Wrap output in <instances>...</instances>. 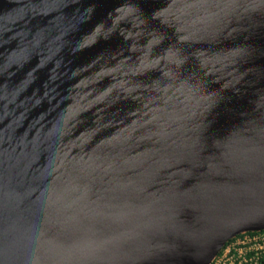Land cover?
Here are the masks:
<instances>
[{
  "label": "water",
  "instance_id": "water-1",
  "mask_svg": "<svg viewBox=\"0 0 264 264\" xmlns=\"http://www.w3.org/2000/svg\"><path fill=\"white\" fill-rule=\"evenodd\" d=\"M185 1L209 11L0 0V264H210L264 229V114L237 125L264 67L241 28L264 0ZM231 61L245 90L211 105L198 68ZM213 109L205 129L197 113Z\"/></svg>",
  "mask_w": 264,
  "mask_h": 264
},
{
  "label": "bare ground",
  "instance_id": "bare-ground-1",
  "mask_svg": "<svg viewBox=\"0 0 264 264\" xmlns=\"http://www.w3.org/2000/svg\"><path fill=\"white\" fill-rule=\"evenodd\" d=\"M85 1L88 2V0H85ZM132 1L140 2L142 8H146L148 6L155 7L156 5L153 2H155L157 4V1H160L163 4L162 8L166 9V10H164V13L166 15H161V12L158 10L156 11V15H157L158 19L161 18V19H166L169 21H173V19L177 18L178 16L183 18V16L186 14H193L194 15L197 12L200 14L199 18L201 19V17L206 15L205 13L209 11V9H207L205 6H203L200 10L197 11V10H195V5L192 2L189 3L185 0H132ZM220 2H222V0H215L216 5H218V3H220ZM192 9H194V10H192ZM219 10L220 11L215 10L217 12V14L215 15L216 19H219V20H222L225 22L229 21L231 15L221 12V9H219ZM171 12H173V14H171L169 16V13H171ZM141 13H142L141 10H138V12H135V16H138ZM232 14H233V12H232ZM159 16H161V17H159ZM173 16H175V17H173ZM244 16L246 17L247 15H244ZM189 18H191L193 20V22L196 21L195 18L188 17V18H183L184 22L187 21V19H189ZM247 18H248V20L244 23L243 27L241 28L242 31L244 30V33H248V35H249V39H250V41H249L250 46L249 47L250 48L247 50L252 49L255 51H258V50L260 51V49H261L260 42L261 41L264 42V31H263L264 30V13H261V14L257 13V17L255 18V20H252V18H254V17L251 15L248 16ZM57 22H58L56 24L57 27H59L60 25H63V24H67V22H65V21L59 22V20H58ZM217 38L219 40H224L225 42L230 43L232 45L235 44L234 37L231 38L230 34H228L227 37H225V36L218 37L217 36ZM66 42H67V40H66ZM207 52H208V50H207ZM222 59H224V58H222ZM191 67L187 68V69L192 70L193 68L191 69ZM200 69L201 68H198L197 73L199 75L197 76V80H196V78L194 80H196L197 83L202 82V85H203L202 87L206 88V92L212 94V96L215 100V103H212L211 105H214V104L216 105L221 100H223V102L225 103V101H224L225 96L231 90H233L234 93L245 90V88L239 87L237 84H235L237 78H236V80H234V77H236L238 75V73L235 72V70L237 69V63L236 62L231 61V62H228L227 64L225 62H219L218 67L216 69H221V70H220V73L216 72L217 74H215V75L212 74V72H214V71H212L210 69L209 64L206 66L205 72H201ZM221 74L223 76H221ZM256 74H257L256 78L258 80L260 79L261 83L253 84V86L251 85L250 87L243 85L244 87H247V91L242 92V93H245L248 95L245 97L246 99L255 98L250 103V106L255 108L254 114H252L251 116L244 117L240 121L242 124L237 122V125H239V126L255 127L259 122V118H260L261 114H264V67L262 70L258 71ZM138 75H141V74H138ZM217 77H220V82L217 79H215ZM245 83H247V81H245ZM250 89H253V91ZM117 90H118V87H117ZM240 94H238V97L236 99H239V100L241 99ZM256 99H258V100H256ZM160 100L163 103L164 102L167 103L169 101H174V94L173 93L169 94L168 97H166V98L161 97ZM240 101H242V100H240ZM259 108L261 110H259ZM204 109H206V111H208V108H204ZM218 112H219L218 109H213V110H210L209 112H207L206 114L203 112L197 113L199 122L208 121V122L202 124L203 127L205 129H208V127L210 126L211 129L213 130L212 123H215L213 120H217L215 117H217ZM136 115H139L143 119L148 118L147 116H145V115H147V113L146 112L143 113V111H139V113ZM216 123H220V122H216ZM259 126H261V123L257 127H259ZM215 127L217 128L216 125H215ZM157 129L160 130L161 132H163L162 138L166 139L168 137L170 130L166 125L157 124ZM157 136H160V135L157 134ZM157 139H160V137ZM130 152H132L133 154L138 153L136 151V149L130 150ZM133 160L135 162L139 161L138 159H133ZM146 161H148V160H146Z\"/></svg>",
  "mask_w": 264,
  "mask_h": 264
},
{
  "label": "built area",
  "instance_id": "built-area-1",
  "mask_svg": "<svg viewBox=\"0 0 264 264\" xmlns=\"http://www.w3.org/2000/svg\"><path fill=\"white\" fill-rule=\"evenodd\" d=\"M223 251L224 257L220 258L219 254ZM223 251L210 264H219L220 261V264H255L259 257H264V229L252 234L242 233L230 241Z\"/></svg>",
  "mask_w": 264,
  "mask_h": 264
},
{
  "label": "trees",
  "instance_id": "trees-1",
  "mask_svg": "<svg viewBox=\"0 0 264 264\" xmlns=\"http://www.w3.org/2000/svg\"><path fill=\"white\" fill-rule=\"evenodd\" d=\"M254 232H255V231H253V232H252V231H248V232H245V233L252 234V233H254ZM241 235H242V233H241V234H238V235H236L235 237H233V238H231L230 240H228V241L226 242V244L224 245V247H223L220 251H223L224 248L226 247V245H227L228 243H230V241L236 239L238 236H241ZM255 264H264V257H263V256L259 257V258L257 259V261H256Z\"/></svg>",
  "mask_w": 264,
  "mask_h": 264
},
{
  "label": "rangeland",
  "instance_id": "rangeland-1",
  "mask_svg": "<svg viewBox=\"0 0 264 264\" xmlns=\"http://www.w3.org/2000/svg\"><path fill=\"white\" fill-rule=\"evenodd\" d=\"M219 252H220V251H219ZM218 254H219V253H218ZM218 254H217V255H218ZM219 257H220V258H223V257H224V251L221 252V253L219 254ZM218 261H219V260H218ZM220 263H221V261L219 262V264H220Z\"/></svg>",
  "mask_w": 264,
  "mask_h": 264
}]
</instances>
